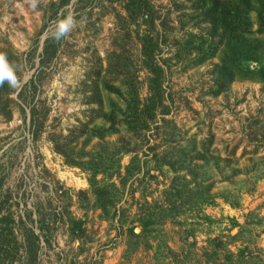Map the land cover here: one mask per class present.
<instances>
[{"label": "rangeland", "instance_id": "rangeland-1", "mask_svg": "<svg viewBox=\"0 0 264 264\" xmlns=\"http://www.w3.org/2000/svg\"><path fill=\"white\" fill-rule=\"evenodd\" d=\"M65 1L0 0V46L19 55L0 113V264H264V81L217 78L226 55L264 70V34L230 53L208 0ZM152 78L154 119L130 129L129 93L145 105ZM97 170L116 184L102 201Z\"/></svg>", "mask_w": 264, "mask_h": 264}, {"label": "trees", "instance_id": "trees-1", "mask_svg": "<svg viewBox=\"0 0 264 264\" xmlns=\"http://www.w3.org/2000/svg\"><path fill=\"white\" fill-rule=\"evenodd\" d=\"M70 0H66L63 5L68 3ZM208 9L206 10L207 20L212 23V26L216 31H221L223 38L225 39V45L227 50L231 53L239 45H249V39L251 36L256 34H264V0H208ZM259 8L255 10V6ZM256 13V22L252 19L251 14ZM258 24L256 31L252 30L254 24ZM59 45L54 40H47L44 46L45 57L43 63L51 61L55 56ZM0 54H5L11 65H17L19 55L14 52L12 48H3L0 46ZM145 55H150L147 46L145 45ZM12 58L15 60L12 61ZM247 60L257 61V58L250 56ZM152 68V63L148 64ZM217 78L220 79L221 88L224 89V85L228 86L234 80L247 79V80H259L264 81V70L242 68L240 65L233 63L228 59V55L224 56L221 64L217 65ZM154 73H158L156 68L153 70ZM156 79H151L150 96L147 98L145 105L141 103L138 93L130 92V101H128V108L131 109L133 120H126L130 129H142L147 126L148 120L154 119L155 103L160 99L161 94L159 93V86L155 84ZM158 84V83H157ZM26 88H35V80L31 79L25 86ZM20 97V94H19ZM14 102L11 98V88L8 87L7 83L0 85V113L6 115L8 118L12 116V109L8 106ZM27 104V101H25ZM29 105V104H28ZM31 107V106H30ZM24 112V109H22ZM36 107H31V121L32 125L36 126ZM129 116V113L127 114ZM115 131V126H111L110 129L106 130H94L93 136L102 138L106 133ZM103 170H97L92 174L89 179V183L97 195L98 200L102 201L108 193L107 187L116 186L115 182L109 184H102L97 178L98 174L102 173ZM118 173L119 170H117ZM112 179V177H111ZM108 185V186H107ZM106 187V188H105ZM104 209L105 206H102ZM73 226L77 229L81 228L79 221H73Z\"/></svg>", "mask_w": 264, "mask_h": 264}, {"label": "clouds", "instance_id": "clouds-1", "mask_svg": "<svg viewBox=\"0 0 264 264\" xmlns=\"http://www.w3.org/2000/svg\"><path fill=\"white\" fill-rule=\"evenodd\" d=\"M35 7V3L31 5ZM75 20L71 14L58 19L55 23V28L51 33V39L54 41H60L67 36L75 27ZM7 83L9 88H16L19 85V81L16 75V70L11 65L5 54H0V85Z\"/></svg>", "mask_w": 264, "mask_h": 264}]
</instances>
